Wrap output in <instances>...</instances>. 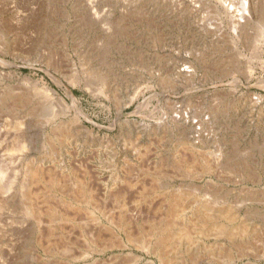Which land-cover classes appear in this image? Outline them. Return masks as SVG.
<instances>
[{"label":"rangeland","instance_id":"rangeland-1","mask_svg":"<svg viewBox=\"0 0 264 264\" xmlns=\"http://www.w3.org/2000/svg\"><path fill=\"white\" fill-rule=\"evenodd\" d=\"M187 1L0 0V264H264V0L243 42L237 0ZM178 110L210 142L158 129ZM180 197L194 239L162 253ZM206 204L250 236L200 232Z\"/></svg>","mask_w":264,"mask_h":264},{"label":"bare ground","instance_id":"bare-ground-1","mask_svg":"<svg viewBox=\"0 0 264 264\" xmlns=\"http://www.w3.org/2000/svg\"><path fill=\"white\" fill-rule=\"evenodd\" d=\"M182 1H183L182 5L184 6V9L186 11H188V13H189L188 17H190L191 19L195 18L197 20V14L194 12V10H192L193 6H192L191 2H188L187 0H182ZM93 2H94V0H93ZM236 3H237V6L239 5L238 9H237V7L235 8L236 5L235 6L231 5L230 7L226 8V11L230 15L232 28L236 34L237 40L243 42V41H246L245 39H247L249 27L251 26L253 19H255V18L258 19L259 15H260V11H261V6L263 3L261 0H237ZM261 29L263 30V33L261 34L260 37H257L258 41L259 40L264 41V27ZM174 69H175L174 70L175 73H173V74H174L175 78H177V79L191 81L194 77L193 71L190 70V68L188 66L186 67V65H182V66L178 65ZM100 80H101L103 86L107 88L108 82L106 81V78L101 77ZM68 98L72 102L71 105L67 101H64V100H62V102H61L65 111L70 110L71 108H73V106L75 107V103H76V99L71 92H68ZM76 108H77V106H76ZM176 113L177 114L174 113L175 115H173L172 118L170 119V124H168V120H167V122L161 121L160 125H158V129H163L162 131H165V132H169L171 129H174L178 132H182L184 137L181 138L180 141L184 145L197 147L198 145H204V144H207L208 142H210V138L204 134L203 129L198 128V126L195 123L191 122L190 116L188 114L181 113L180 110H178ZM204 124L210 125V123H207V122H205ZM143 127H144V130L146 131V130H148L150 125L143 124ZM116 180H119V179H116ZM131 185H133V184H131ZM116 187L117 186H115L113 189H115ZM113 189H112V191H113ZM93 194H92V222L102 224V226L104 225L102 223V221H103L102 219H106L107 221L110 220V222H113L111 220V219H113V215L108 216L109 210L107 211V209H106L107 204L104 203L105 201L103 200L104 202L103 201L99 202V200H98L99 198L97 199L95 197L97 195H93ZM125 195H126V192H123V193L119 192L117 194V197H115V199H116L115 203L120 204L119 199L125 198ZM214 199H215V197H214ZM183 201H182V197H180L175 202H172L174 209L172 210V214L170 217L171 221L165 227H163L161 229V231L159 232L160 236H161L159 243H160V246L162 247V249H161L162 253L167 252L168 250L172 251L173 249H175V247H173V246H176V247H177V245L180 246L184 240L186 242L190 243L194 239L193 235H192V230H190L187 226L178 227L176 231L174 230V229H176V227H175V225H173V220L183 218V214L186 211L185 209L187 206ZM136 205H137V203L134 202V206H136ZM122 206H123V204H122ZM125 206H126V203L124 204L123 207H125ZM199 213L202 215V216L198 217L199 221L201 222L199 225L200 226L199 230H200V232H202L205 235H216V236L218 235L220 237H226V238L228 237L232 240L233 239L234 240H241L245 237L250 236V230L248 229L247 226L241 225V224L238 226L235 225V223L237 221V216L235 215V212H232L231 210H227V209L226 210H220V211H218L217 216H213V211H212V209H210V205L206 204V205H203L201 207V209H199ZM109 214H112V213L110 212ZM135 217H137V215ZM121 224L123 225L122 222L120 223V225ZM120 225H118V226H120ZM122 225H121V227H122ZM121 230H122V228H121ZM195 230H197V227H194V231ZM117 235H115V236H117ZM131 235H132V233H131ZM132 237H133V235H132ZM119 238H121V236ZM129 239H130V237H129ZM131 239H133V238H131ZM158 250L160 251V249H158ZM216 251L214 252V251L210 250L209 252L212 254H216ZM135 260H138V259H134V261Z\"/></svg>","mask_w":264,"mask_h":264}]
</instances>
